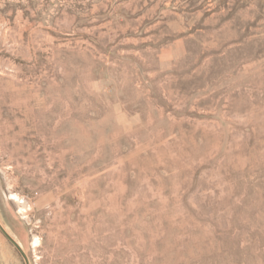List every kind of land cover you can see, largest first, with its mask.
<instances>
[{"label": "rangeland", "instance_id": "374dc122", "mask_svg": "<svg viewBox=\"0 0 264 264\" xmlns=\"http://www.w3.org/2000/svg\"><path fill=\"white\" fill-rule=\"evenodd\" d=\"M0 224L29 264H264V0H0Z\"/></svg>", "mask_w": 264, "mask_h": 264}, {"label": "water", "instance_id": "95a60500", "mask_svg": "<svg viewBox=\"0 0 264 264\" xmlns=\"http://www.w3.org/2000/svg\"><path fill=\"white\" fill-rule=\"evenodd\" d=\"M0 232L17 249V251L20 253V255L22 256V258L24 259L25 264H29L28 259H27L26 255H25V253L23 252V250L21 249V247L5 232V230L2 228L1 224H0Z\"/></svg>", "mask_w": 264, "mask_h": 264}, {"label": "bare ground", "instance_id": "6f19581e", "mask_svg": "<svg viewBox=\"0 0 264 264\" xmlns=\"http://www.w3.org/2000/svg\"><path fill=\"white\" fill-rule=\"evenodd\" d=\"M82 181V180H81ZM85 185V184H84ZM84 187V186H83ZM84 195V194H83ZM84 202V201H83ZM99 227V226H98ZM85 237V236H84Z\"/></svg>", "mask_w": 264, "mask_h": 264}]
</instances>
